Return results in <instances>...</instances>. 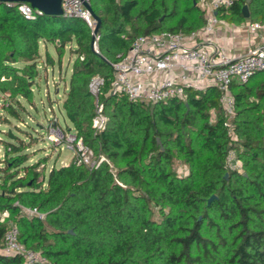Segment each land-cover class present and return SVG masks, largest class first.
I'll return each instance as SVG.
<instances>
[{
	"label": "trees",
	"instance_id": "obj_1",
	"mask_svg": "<svg viewBox=\"0 0 264 264\" xmlns=\"http://www.w3.org/2000/svg\"><path fill=\"white\" fill-rule=\"evenodd\" d=\"M200 1L91 0L101 18L100 53L81 17L43 11L27 19L24 1L0 3V123L25 122L28 104L37 106L41 66L55 64L48 45L60 52L70 45L76 59L62 105L65 128L106 158L94 169L76 161L47 168V156L31 161L19 132L33 138L31 131L0 137V264H24L3 251L11 224L47 264H264V71L231 85V113L213 86L158 103L112 91L111 62L137 37L206 25ZM246 3L221 8L218 17L241 23ZM249 9L252 22L264 25V0H251ZM97 75L105 79L100 101L109 117L101 131L93 127L90 89Z\"/></svg>",
	"mask_w": 264,
	"mask_h": 264
},
{
	"label": "built area",
	"instance_id": "obj_2",
	"mask_svg": "<svg viewBox=\"0 0 264 264\" xmlns=\"http://www.w3.org/2000/svg\"><path fill=\"white\" fill-rule=\"evenodd\" d=\"M238 0H201L199 5L205 11L206 25L191 33L162 31L137 37L126 54H119L118 60L111 62L114 70L112 91L124 93L131 101L158 103L170 98H185L188 88L206 89L216 87L221 92V101L232 112L233 96L231 85L235 82L246 83L256 73L264 71V42L247 50L240 56L231 55L223 46L214 42L210 34L220 22L218 10L234 5ZM91 0H62L65 15L84 19L92 29V49L100 53L98 19L90 9ZM19 10L27 19H35L43 11L29 3L19 4ZM259 22L250 24V29H263ZM205 39L200 43L199 39ZM83 58V57H82ZM105 79L99 75L93 77L90 89L96 100V114L93 127L97 131L106 128L109 117L100 101ZM66 133L61 126L52 128L49 140L57 144L67 143L75 154V161L90 169L96 168L101 160L94 158L93 150L77 132ZM29 214L42 218L44 213L36 208H24ZM9 212L3 213V220ZM19 229L11 224L5 235L3 251L7 254L23 257L24 264H47L43 255L28 248L20 241Z\"/></svg>",
	"mask_w": 264,
	"mask_h": 264
},
{
	"label": "rangeland",
	"instance_id": "obj_3",
	"mask_svg": "<svg viewBox=\"0 0 264 264\" xmlns=\"http://www.w3.org/2000/svg\"><path fill=\"white\" fill-rule=\"evenodd\" d=\"M73 46H76L75 42ZM48 49L54 57L55 64L49 65L46 68L41 66L42 76L38 79L37 88L35 89L37 106L28 104L30 112L25 114V122L13 120L10 124L0 123V137H4L5 133L8 131H19L18 127L31 131L33 138L30 137V132L19 131L28 140L29 145H31V161L36 162L40 157L47 156L48 161L46 165L47 168H51L54 165H68L76 159L73 150L67 143L62 141L61 143L58 142L55 144L49 140L51 129L54 127L56 128L57 125L61 126L63 130H66V133L73 130V128H65L67 127V123L69 125L71 124L64 114L65 112L63 111L62 105L67 97L69 80L76 55L71 51L70 45L66 46L64 50L61 49V52L56 49V45L54 44H49ZM42 54V62L44 63L46 59L44 47L42 49ZM60 55L62 56L61 59L59 58ZM2 105L3 100L0 93V121L3 119V112L1 110ZM229 113L231 112L229 111ZM29 125L39 126L33 127L32 129ZM74 133H76V131ZM34 136L36 139H34ZM2 148L3 145L0 143V149ZM93 156L98 159L95 155ZM239 163L240 162L237 160L235 165H239ZM43 167L44 165L40 166V168Z\"/></svg>",
	"mask_w": 264,
	"mask_h": 264
},
{
	"label": "crops",
	"instance_id": "obj_4",
	"mask_svg": "<svg viewBox=\"0 0 264 264\" xmlns=\"http://www.w3.org/2000/svg\"><path fill=\"white\" fill-rule=\"evenodd\" d=\"M219 19L220 22L215 25L210 36L213 37L215 43L223 46L231 55H243L249 48L264 42V28L252 31L250 29V24L253 23L251 18H246L241 23ZM199 40L200 43L205 42L204 37Z\"/></svg>",
	"mask_w": 264,
	"mask_h": 264
},
{
	"label": "water",
	"instance_id": "obj_5",
	"mask_svg": "<svg viewBox=\"0 0 264 264\" xmlns=\"http://www.w3.org/2000/svg\"><path fill=\"white\" fill-rule=\"evenodd\" d=\"M3 1H24L26 3H29L32 7L40 9L48 14H64V11L62 8V0H0V3ZM250 1L251 0H247V3L243 6V14H244V17L246 18H250V9H249ZM90 9L99 21V24L95 30L96 32H98L100 24H101V18L99 15L96 14V12L93 10L91 6H90ZM92 42H93V39H92ZM215 197L216 195H213L209 199V203H211ZM70 232L72 231L70 230Z\"/></svg>",
	"mask_w": 264,
	"mask_h": 264
}]
</instances>
